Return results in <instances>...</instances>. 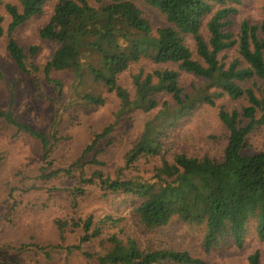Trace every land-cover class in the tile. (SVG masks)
I'll return each instance as SVG.
<instances>
[{
	"label": "trees",
	"instance_id": "trees-1",
	"mask_svg": "<svg viewBox=\"0 0 264 264\" xmlns=\"http://www.w3.org/2000/svg\"><path fill=\"white\" fill-rule=\"evenodd\" d=\"M52 1L0 0L9 18L4 28V17L0 14V37L6 35V52L23 73H30V59L38 48L32 45L26 50L15 40L14 33L41 15ZM107 1L108 4L93 8L87 0H58L39 30L42 40L57 44L43 66L45 79L61 97L62 83L50 77L51 71L68 70L81 76L86 70L84 51L90 56L94 52L95 63L86 73L102 89L80 94L78 99L84 106H103L107 97L114 95L119 101L118 114L133 110L150 113L159 107L156 96L161 93L170 95L173 105L163 102L146 120L139 139L125 153L123 165L113 177L104 175L100 169L88 176L83 172L85 164H102L97 158L101 152L98 143L114 131L113 123L93 132L75 162L48 171L52 165L51 152L61 139L57 131L60 114L48 130L41 132L17 121L10 109L0 110V117L7 124L39 142L43 161L39 177L69 176L76 169L79 185L70 192L73 209L89 186L98 187L103 196L131 197L138 201L132 213L140 227L155 231L173 219L200 226L205 251L226 238L242 248L251 228L263 240L264 151L247 153L245 148L247 136L264 125V94L256 84L257 80L264 81V20L259 23L242 20L236 33L230 30L239 0ZM137 2L155 9L165 24L155 28ZM203 28L208 33L207 39L202 35ZM188 35L193 38V48L185 41ZM231 49L236 54L226 63L221 54ZM140 61L157 67L149 72L139 69L131 76V95L120 85L119 77ZM182 72L198 79L199 84H192L185 91L180 85ZM249 82L252 84L247 86ZM221 96L246 101L240 108L218 106L217 117L228 132L222 156L197 157L174 152L170 158L164 157L163 141L168 129L197 107L214 106ZM88 155L90 159L83 163L82 159ZM155 158H161V164L153 175L145 178L133 174L138 162ZM123 221V217L105 215L98 225L89 214L83 219H55L54 224L61 240L68 228L80 230L75 250L100 235V224L114 228L116 231L106 237L107 247L97 257L98 264H213L186 250L141 245ZM247 264H261L258 250L248 255Z\"/></svg>",
	"mask_w": 264,
	"mask_h": 264
},
{
	"label": "rangeland",
	"instance_id": "rangeland-1",
	"mask_svg": "<svg viewBox=\"0 0 264 264\" xmlns=\"http://www.w3.org/2000/svg\"><path fill=\"white\" fill-rule=\"evenodd\" d=\"M87 1L93 8L108 4L107 0ZM57 2L54 0L48 3L41 15L27 21L14 33L15 40L26 50L32 45L38 48L30 59V73H23L16 67L5 49L6 35L0 37V110L10 109L17 121L41 132L48 130L51 122L60 114L57 131L61 139L51 152L49 159L52 165L48 171L75 162L93 132L113 123L114 131L98 143L101 152L97 158L102 164H85L83 168L86 176L100 169L104 175L113 177L123 165L125 153L139 139L146 120L157 112L163 102L173 105V99L168 94L157 95L159 107L150 113L133 110L118 114V99L114 95L107 97V94L103 106H84L78 99L80 94L97 93L102 89L94 83L92 75L86 73L89 66L95 63L93 51L91 56L84 51L86 56L83 66L86 70L81 76L77 77L68 70L51 71L50 77L62 83V95L58 97L42 72L57 44L39 37L40 28L48 21ZM263 4L264 0H239L229 29L236 33L242 20L252 23L264 20ZM137 6L155 28L165 24L155 9L141 2H137ZM0 14L4 17L3 26L6 28L9 18L2 5ZM202 35L207 39L205 28L202 29ZM185 41L194 47L190 35L185 36ZM235 54L236 51L231 49L221 54V59L227 63ZM156 67L147 61L133 63L119 77V83L132 95L131 76L139 69L149 72ZM198 82L190 74H180V85L185 91H189L190 86ZM251 84L249 82L247 86ZM256 84L264 94V81L257 80ZM245 104L243 98L233 100L221 96L215 100L214 106L197 107L168 129L167 138L163 141L166 149L163 156L170 158L169 155L174 152H183L190 156L220 158L227 143L228 132L217 117L218 106L240 108ZM246 143L247 153L264 151V125L253 130L247 136ZM85 159H90V156L82 159L83 163ZM160 162L161 158L142 160L136 164L133 174L148 178L160 166ZM41 167L43 161L39 142L17 131L0 117V264H98L97 257L107 247L106 237L116 231L114 228L100 224V235L75 250L73 246L78 244L80 230L71 231L68 228L61 240L54 224L55 219H83L89 214L93 215L98 225L105 215L123 217L127 230L138 238L141 245L186 250L213 264H247L248 255L258 250L260 262L264 264V239L259 240L253 228L246 234L242 248H237L230 238H226L211 250L205 251L200 226L187 225L173 219L167 226L155 231L140 227L132 213L138 201L131 197L103 196L98 187L89 186L85 195L79 198L78 206L73 209L70 192L79 185V171L72 170L69 176L41 179ZM21 245L26 247L19 248Z\"/></svg>",
	"mask_w": 264,
	"mask_h": 264
}]
</instances>
